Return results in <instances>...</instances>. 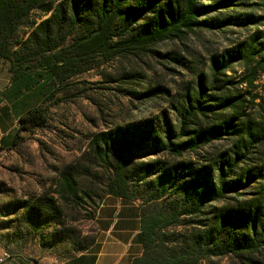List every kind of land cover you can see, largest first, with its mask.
I'll return each instance as SVG.
<instances>
[{"label": "trees", "instance_id": "1", "mask_svg": "<svg viewBox=\"0 0 264 264\" xmlns=\"http://www.w3.org/2000/svg\"><path fill=\"white\" fill-rule=\"evenodd\" d=\"M202 1L0 0V63L8 65L13 81L33 74L41 95L40 103L19 117L13 133L0 139V151L14 148L21 134L46 127L49 109L62 101L59 94L94 69H102L103 82L111 83L117 81L103 69L121 65L116 89L135 97L164 93L160 86L148 87L147 61L160 55L156 46L217 26V21L200 19ZM229 2L217 0L206 9ZM261 20L245 15L235 23L245 29ZM218 22L224 26L231 19ZM256 30L249 42L210 57L207 79L198 76L193 91L186 89L173 108L177 128L164 114L157 123H128L91 136L88 151L107 173L101 195L80 189L72 166L59 173L57 195L91 202L93 221L106 196L138 202L143 252L131 264H219L227 258L258 264L264 251L259 207L264 196V44L257 40L264 30ZM164 58L186 67L174 50ZM220 142L226 143L225 151H217ZM142 149L153 157L138 163ZM160 155L197 161L169 164ZM249 187L256 189V197L226 204L229 194L240 195ZM140 188L143 199L136 196ZM19 205L20 220L35 231L58 210L53 198L43 196ZM78 242L77 253L89 249L95 237Z\"/></svg>", "mask_w": 264, "mask_h": 264}, {"label": "rangeland", "instance_id": "2", "mask_svg": "<svg viewBox=\"0 0 264 264\" xmlns=\"http://www.w3.org/2000/svg\"><path fill=\"white\" fill-rule=\"evenodd\" d=\"M215 1L217 0L201 2L204 12H201L200 19L217 21V26L212 30H199L196 35L192 34L173 45L156 46L154 49L160 55L147 59L148 87L160 86L164 93L145 99L135 97L116 89V85L120 84L121 65L114 63L103 69L106 74L112 73L111 79L117 81L111 83L103 82L99 75L102 69H94L76 77L74 84L59 94L62 101L49 109L46 127L34 130L32 134H21L22 138L14 148L0 151V246L10 258H23L40 264H61L75 255L76 247L82 245L78 242L81 237H95L96 227L90 217L93 206L91 202L81 200H62L57 195L61 170L72 166L79 188H93L97 191V197L101 195V185L107 179V173L94 162L93 155L88 151L91 136L128 123H157L164 114L177 128L178 121L173 108L179 107L180 95L186 89L193 91L198 76L207 79L210 57L249 42L256 29L264 30V0H231L223 8L206 9L207 5H212ZM243 15L252 16L253 19L262 17L263 20L259 25L251 23L244 29L235 23ZM228 18L231 19L229 24L219 26L218 21ZM260 43L264 44V37L257 40V44ZM171 50L176 51L186 67L164 58ZM235 70L238 71L239 67H235ZM262 82L264 83V74L261 76ZM145 90L142 89L141 92ZM24 106L27 109L33 105L25 103ZM251 116L254 117L255 112ZM219 144L217 151H225L226 143ZM204 154L202 151L201 160H205ZM214 156L215 154L210 155L209 158L212 160ZM152 157L148 150L142 149L135 161L147 162ZM159 158L169 164L184 161L185 166L197 161L195 158L173 159L166 155H160ZM250 161L254 163L258 160L250 158ZM244 163L239 165H246L249 160ZM255 191V188L249 187L242 191L243 194H229L226 204H235L233 199L237 198L251 200L256 197ZM42 196L53 198L58 210L55 218L44 220L39 230L35 231L27 228L20 220L23 210L19 203L33 202ZM136 196L143 199L145 191L140 188ZM259 203L264 211V196ZM260 219L264 220V214ZM72 237L78 240L73 242ZM256 261L264 264V251ZM217 263L238 264L235 259L230 258Z\"/></svg>", "mask_w": 264, "mask_h": 264}, {"label": "crops", "instance_id": "3", "mask_svg": "<svg viewBox=\"0 0 264 264\" xmlns=\"http://www.w3.org/2000/svg\"><path fill=\"white\" fill-rule=\"evenodd\" d=\"M39 85L33 74L13 81L8 65L0 63V139L11 135L19 117L40 103ZM25 103L33 106L25 109ZM94 224V244L61 264H131L142 255L138 202L106 196L96 211ZM0 264L40 263L12 259L0 246Z\"/></svg>", "mask_w": 264, "mask_h": 264}]
</instances>
